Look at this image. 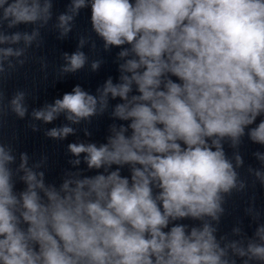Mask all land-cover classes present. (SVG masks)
<instances>
[{
    "label": "clouds",
    "instance_id": "1",
    "mask_svg": "<svg viewBox=\"0 0 264 264\" xmlns=\"http://www.w3.org/2000/svg\"><path fill=\"white\" fill-rule=\"evenodd\" d=\"M89 7L104 49H120L118 82L108 78L97 95L77 85L31 119L51 124L63 114L69 124L45 131L63 140L76 133L70 125L118 99L111 117L122 123L110 125L105 143L68 144L69 163L83 154L93 174L66 171L59 185L39 170L46 156L30 166L20 152L17 164L16 148L0 138V264H264V224L246 243L222 245L227 237L212 223L225 196L246 187L237 172L243 138L264 146V0H71L53 26L58 38ZM52 8L53 0H0V85L28 62L34 42L41 46ZM20 25L34 27L5 31ZM85 43L63 54L60 75L85 67ZM27 95L6 101L0 87V125L29 115ZM248 171L264 184V173Z\"/></svg>",
    "mask_w": 264,
    "mask_h": 264
}]
</instances>
